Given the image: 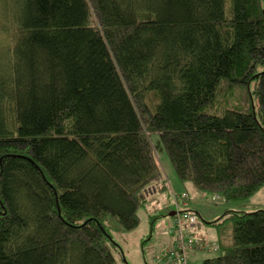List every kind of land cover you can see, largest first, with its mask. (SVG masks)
<instances>
[{
    "label": "trees",
    "instance_id": "16d2710c",
    "mask_svg": "<svg viewBox=\"0 0 264 264\" xmlns=\"http://www.w3.org/2000/svg\"><path fill=\"white\" fill-rule=\"evenodd\" d=\"M6 20L0 264H128L106 224L137 230L168 191L152 135L215 203L264 189V0H19ZM192 199L172 211L199 220ZM226 215L203 264H264V211Z\"/></svg>",
    "mask_w": 264,
    "mask_h": 264
},
{
    "label": "rangeland",
    "instance_id": "374dc122",
    "mask_svg": "<svg viewBox=\"0 0 264 264\" xmlns=\"http://www.w3.org/2000/svg\"><path fill=\"white\" fill-rule=\"evenodd\" d=\"M19 0H0V70H8L9 56L7 53L8 45H12L10 13L17 15ZM10 27V28H9ZM9 29V31H7ZM8 59V61H7ZM254 89L253 84L249 91L235 90V94L224 101L225 106L234 107L235 105H244L249 108L253 104L252 98L248 92ZM257 102L254 101V104ZM156 158L166 179L168 191L162 195H156L151 199L147 208L140 210V226L133 232H125L114 222L108 221L107 230L110 233L114 243L121 248L125 260L128 264H153L150 254H144L143 247L155 239V235L162 232L163 226L167 228L169 224V214L172 213V202L175 196L188 193L193 197L188 210L197 213L200 220V227L195 233L208 242H217V229L211 224L224 222L228 217L227 212L252 214L264 211V189L252 199L240 203H215L209 197H204L197 192L191 184H183L165 152L163 144L158 135L150 137ZM154 218V219H153ZM167 231V230H166ZM152 235V236H151ZM213 239V240H212ZM215 240V241H214ZM153 245V244H152ZM158 245L152 248H157ZM146 250V248H145ZM219 253L196 251L189 254L188 264H203L205 260L215 258Z\"/></svg>",
    "mask_w": 264,
    "mask_h": 264
},
{
    "label": "built area",
    "instance_id": "2783aa9c",
    "mask_svg": "<svg viewBox=\"0 0 264 264\" xmlns=\"http://www.w3.org/2000/svg\"><path fill=\"white\" fill-rule=\"evenodd\" d=\"M182 196V200L186 199ZM178 197H176V200ZM185 204H182L184 206ZM175 215L168 231L169 245L153 259V264H188L189 254L202 251L219 253L218 242H208L198 236L199 220L195 214L182 212L175 204Z\"/></svg>",
    "mask_w": 264,
    "mask_h": 264
},
{
    "label": "crops",
    "instance_id": "0c3cea01",
    "mask_svg": "<svg viewBox=\"0 0 264 264\" xmlns=\"http://www.w3.org/2000/svg\"><path fill=\"white\" fill-rule=\"evenodd\" d=\"M173 203H174V200L172 202V207H173ZM170 225V221H169V224L168 226ZM162 226V232L158 233L157 235H155V239H153L151 242L148 243V245L146 246L147 248H151V252H156V251H160L162 250L164 247H167L170 243V238L168 237V235H166V230L168 229V226L167 228L164 227L163 229V226H165L163 223L162 225H160V227ZM162 234H165V237L162 236ZM216 241L218 242V233H216ZM213 240V239H212ZM215 241V240H214ZM153 244V245H152ZM156 245H158L157 248H152V247H155ZM144 249V248H143Z\"/></svg>",
    "mask_w": 264,
    "mask_h": 264
},
{
    "label": "water",
    "instance_id": "95a60500",
    "mask_svg": "<svg viewBox=\"0 0 264 264\" xmlns=\"http://www.w3.org/2000/svg\"><path fill=\"white\" fill-rule=\"evenodd\" d=\"M175 215V212H173V213H170V217H173Z\"/></svg>",
    "mask_w": 264,
    "mask_h": 264
}]
</instances>
